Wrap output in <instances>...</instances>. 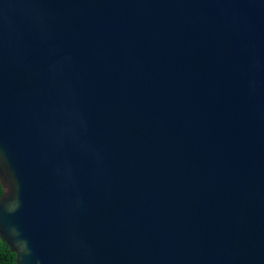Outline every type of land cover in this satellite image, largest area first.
I'll return each instance as SVG.
<instances>
[{
	"label": "water",
	"instance_id": "obj_1",
	"mask_svg": "<svg viewBox=\"0 0 264 264\" xmlns=\"http://www.w3.org/2000/svg\"><path fill=\"white\" fill-rule=\"evenodd\" d=\"M0 183L15 264H264V0H0Z\"/></svg>",
	"mask_w": 264,
	"mask_h": 264
},
{
	"label": "trees",
	"instance_id": "obj_2",
	"mask_svg": "<svg viewBox=\"0 0 264 264\" xmlns=\"http://www.w3.org/2000/svg\"><path fill=\"white\" fill-rule=\"evenodd\" d=\"M3 186L0 183V197L3 194ZM16 253L9 250L3 240L0 238V264H15Z\"/></svg>",
	"mask_w": 264,
	"mask_h": 264
}]
</instances>
